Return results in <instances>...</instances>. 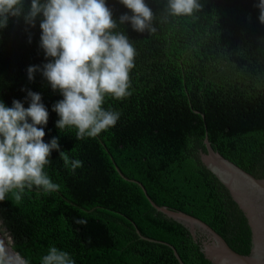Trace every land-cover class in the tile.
Wrapping results in <instances>:
<instances>
[{
  "label": "trees",
  "instance_id": "1",
  "mask_svg": "<svg viewBox=\"0 0 264 264\" xmlns=\"http://www.w3.org/2000/svg\"><path fill=\"white\" fill-rule=\"evenodd\" d=\"M258 2L198 0L200 8L191 15L173 16L167 0H145L154 31H134L130 22L116 29L136 50L130 95L106 96L103 105L120 118L83 139L73 127H56L53 106L63 99L60 92L40 71L28 79L29 66L51 59L40 48L39 18L32 27L23 16L9 17L0 28V101L11 107L18 100L27 108V92L39 93L49 113L44 141L58 138L60 151L82 162L73 170L53 150L44 171L59 185L56 191L26 187L20 201L12 192L0 201V231L24 264H42L52 246L68 252L75 264H177L168 246L140 238L135 228L168 242L183 264H199L189 232L155 211L127 179L140 181L155 204L197 217L224 237L227 202L197 150L203 149L204 126L215 150L252 175L264 154V24ZM106 3L117 21L132 15L120 0Z\"/></svg>",
  "mask_w": 264,
  "mask_h": 264
},
{
  "label": "clouds",
  "instance_id": "2",
  "mask_svg": "<svg viewBox=\"0 0 264 264\" xmlns=\"http://www.w3.org/2000/svg\"><path fill=\"white\" fill-rule=\"evenodd\" d=\"M132 15L113 18L106 0H0V28L9 17H21L35 27L39 18L40 48L51 58L42 66H29L28 79L40 71L53 91L63 99L53 106L60 130L73 127L76 138L96 137L114 127L120 113L103 107L106 96L120 100L130 95V72L135 67L136 50L128 37L116 31L130 22L134 31H154L153 11L145 0H120ZM259 21L264 24V0H259ZM200 8L198 0H167L166 10L173 16L191 15ZM30 42V41H29ZM27 108L18 100L12 106L0 101V201L12 192L20 201L24 189L42 188L53 192V183L44 171L53 150L59 151L65 165L73 170L82 166L60 151L58 138L44 141L49 113L41 95L27 92ZM30 121V122H29ZM18 190V191H14ZM82 223V221H77ZM42 264H75L71 255L55 246L42 257Z\"/></svg>",
  "mask_w": 264,
  "mask_h": 264
},
{
  "label": "water",
  "instance_id": "3",
  "mask_svg": "<svg viewBox=\"0 0 264 264\" xmlns=\"http://www.w3.org/2000/svg\"><path fill=\"white\" fill-rule=\"evenodd\" d=\"M202 144L203 149L197 150V158L217 181L227 202L223 238L199 218L155 204L147 196L140 181L127 179L113 161L112 163L122 178L133 181L140 187L149 205L155 211L189 232L195 243L199 264H264V154L261 156L255 174L252 175L215 150L214 145L209 143L204 133V126ZM134 231L144 240L168 246L176 263L183 264L168 242L147 238L136 228ZM0 264H24L1 236V231Z\"/></svg>",
  "mask_w": 264,
  "mask_h": 264
},
{
  "label": "rangeland",
  "instance_id": "4",
  "mask_svg": "<svg viewBox=\"0 0 264 264\" xmlns=\"http://www.w3.org/2000/svg\"><path fill=\"white\" fill-rule=\"evenodd\" d=\"M1 236L4 238L5 241H7V238L4 233H1ZM8 242V241H7Z\"/></svg>",
  "mask_w": 264,
  "mask_h": 264
},
{
  "label": "bare ground",
  "instance_id": "5",
  "mask_svg": "<svg viewBox=\"0 0 264 264\" xmlns=\"http://www.w3.org/2000/svg\"><path fill=\"white\" fill-rule=\"evenodd\" d=\"M10 255V254H9ZM12 257V255H10Z\"/></svg>",
  "mask_w": 264,
  "mask_h": 264
}]
</instances>
